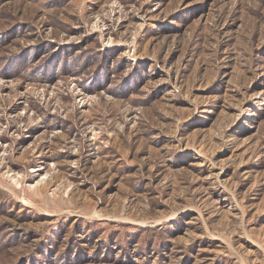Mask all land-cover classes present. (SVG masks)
<instances>
[{
	"label": "rangeland",
	"instance_id": "obj_1",
	"mask_svg": "<svg viewBox=\"0 0 264 264\" xmlns=\"http://www.w3.org/2000/svg\"><path fill=\"white\" fill-rule=\"evenodd\" d=\"M0 264H264V0H0Z\"/></svg>",
	"mask_w": 264,
	"mask_h": 264
}]
</instances>
